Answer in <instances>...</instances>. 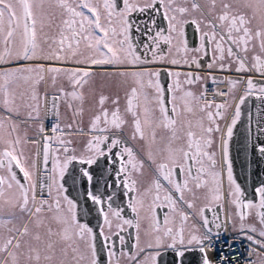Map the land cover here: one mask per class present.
<instances>
[{
  "label": "snow or ice",
  "instance_id": "obj_1",
  "mask_svg": "<svg viewBox=\"0 0 264 264\" xmlns=\"http://www.w3.org/2000/svg\"><path fill=\"white\" fill-rule=\"evenodd\" d=\"M246 73L264 79V0H0V264H264V128L232 146L264 99ZM98 82L78 151L43 120Z\"/></svg>",
  "mask_w": 264,
  "mask_h": 264
},
{
  "label": "rangeland",
  "instance_id": "obj_2",
  "mask_svg": "<svg viewBox=\"0 0 264 264\" xmlns=\"http://www.w3.org/2000/svg\"><path fill=\"white\" fill-rule=\"evenodd\" d=\"M219 72H216L214 73L215 75H217ZM226 74V73H225ZM228 75L231 74V75H236L235 73H227ZM255 73H246V74H243L245 76H250V75H253ZM256 76L253 77V79L257 82V89L260 87V86H263V82H264V79H261L258 74H255ZM224 76V75H223ZM233 78H235V76H233ZM263 80V81H262ZM210 83V82H209ZM224 86L228 87L227 84H223ZM243 87L244 85H240L236 90H234L233 92H231L225 99V102H226V108L224 111L225 112H230L229 111V107H233L234 104L239 100L240 96L242 95H245V91L243 90ZM115 90V89H114ZM195 90V89H194ZM209 90H213V87L211 86L210 87V84H209ZM85 95H87V98L89 100V96H90V100H89V103L86 102V106L88 108V114H87V118L85 119L86 122H88V120L90 118H92L93 114L96 112V110L91 106V105H95L96 104V100L98 99V94H99V91H100V85H99V82L97 83L96 85V88H95V91H93L92 89H89V88H85ZM104 91V90H103ZM105 92V91H104ZM230 96H233V98H231ZM222 97H216V102L218 103L219 100L221 99ZM85 103V102H84ZM228 104V106H227ZM74 106L75 107H78L77 106V102H74ZM69 110V108H68ZM69 114V117H70V120H74L75 118H77L78 116H74L73 115V111L72 112H67ZM229 115V114H228ZM59 120L61 121L60 119V114H59ZM59 120H57L55 117H51L50 116L46 119L43 120V123L45 125V129L46 131H49V128L52 124H55V123H60ZM226 121H228V117H225V119L223 120V123H225ZM74 123L70 122L68 124H72L73 126V129L74 131H72L70 134H69V137L70 138H77L79 140V146L83 149L88 137H89V132H88V128L89 126H86L85 128H83V123H77L78 120L76 121H73ZM29 123H32V122H29ZM39 123V122H37ZM87 124V123H86ZM65 127V126H64ZM63 128V127H62ZM77 128H80V129H83L82 132L80 131H75V129ZM25 128L24 127H21L20 129V134L23 135V133L25 132ZM27 132H28V135L31 137V136H35V131H34V126L33 128L31 129H27ZM51 134V133H50ZM36 151V148L34 145H26L25 146V153L27 155L29 154H33L35 153ZM146 226V224L144 225ZM255 257V256H254ZM257 258V257H255Z\"/></svg>",
  "mask_w": 264,
  "mask_h": 264
},
{
  "label": "bare ground",
  "instance_id": "obj_3",
  "mask_svg": "<svg viewBox=\"0 0 264 264\" xmlns=\"http://www.w3.org/2000/svg\"><path fill=\"white\" fill-rule=\"evenodd\" d=\"M217 75L226 76L228 74L227 73L226 74L225 73H218ZM250 76L255 77L256 75L253 74ZM209 84H210V87L211 86L213 87V89H215L217 87L216 85H212L211 82ZM219 88L222 90H225V91L228 90V87L224 86L223 84H220ZM243 90H244V87H243ZM254 95L260 96L259 92L257 91L254 94L247 96V98L245 99V102L243 104H239V100L234 104L233 107H230L227 104L230 112H225V117H228V122H230V117L234 113L235 107L238 104H239L240 112H241L240 121L238 122L236 129L234 130L233 145H232L234 150H235V148H237L239 146L237 142L240 141L245 134H248L249 136H256L260 133V129L264 128V99H261L260 97H256ZM230 97L233 98V96H230ZM225 99H226V97H222L218 103L225 102ZM249 113L253 114L254 116L249 118L247 116ZM51 117L52 116L50 115V118ZM224 125H225V123H223L221 127L223 128ZM49 134H50V132H49ZM217 137H218V141H219V135H217ZM239 164H240V161L237 160L236 161V170L239 174L243 175V173L239 167ZM228 211L231 213L232 210L229 209ZM229 228H231V225H229ZM246 243L247 242H245V244ZM240 251L244 252V257H245V259H247L248 257H247V252L245 251V249L241 248ZM255 257L253 255L251 257V259L255 262V264H259L258 258H255ZM242 264H244L243 260H242Z\"/></svg>",
  "mask_w": 264,
  "mask_h": 264
},
{
  "label": "flooded vegetation",
  "instance_id": "obj_4",
  "mask_svg": "<svg viewBox=\"0 0 264 264\" xmlns=\"http://www.w3.org/2000/svg\"><path fill=\"white\" fill-rule=\"evenodd\" d=\"M229 75H231V74H229ZM232 76H235V75L233 74ZM263 86H264V82H263ZM103 90L105 91L104 92L105 95H110L111 96V95L115 94L114 88L105 87ZM120 95H121V98H122L123 97V92L122 91L120 92ZM89 100H90V96H89ZM89 100L87 98V95H85L84 112H83L82 115H79L77 118H75L72 121L70 120L69 114L67 113V112H72V110L71 109L68 110V107H67L66 103H61L60 107H59V114H60V119H61V121L59 120V122H60L59 124L61 125V127H64V126L68 125V123H70V122L74 123L73 121H76V120H78L77 123H83V128H85L86 126H89L91 118L88 120V122L85 121V119L87 118V114H88V108L85 107V106H86V102L89 103ZM77 106H79V102H77ZM91 106L97 111L96 104L95 105H91ZM106 107L111 108L110 103L107 104ZM222 124H223V120L220 121V125L221 126H222ZM217 135H219V134H217ZM70 139H72V141H73L72 147L76 148L78 151L82 150V148L79 146V140L77 138H70ZM217 142H218V137H217ZM29 156H33V154H29ZM217 213L223 218V216H224V211L223 210L217 209ZM206 214H208L210 219L214 215L213 211H211V210H208L206 212ZM129 231H132V230H129ZM120 264H132V262L129 261L126 256H121L120 257Z\"/></svg>",
  "mask_w": 264,
  "mask_h": 264
},
{
  "label": "water",
  "instance_id": "obj_5",
  "mask_svg": "<svg viewBox=\"0 0 264 264\" xmlns=\"http://www.w3.org/2000/svg\"><path fill=\"white\" fill-rule=\"evenodd\" d=\"M247 116H248L249 118H251V117L254 116V115L251 114V113H249Z\"/></svg>",
  "mask_w": 264,
  "mask_h": 264
}]
</instances>
